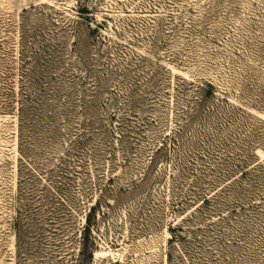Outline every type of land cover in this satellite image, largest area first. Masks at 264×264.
Wrapping results in <instances>:
<instances>
[{
  "label": "rangeland",
  "instance_id": "rangeland-1",
  "mask_svg": "<svg viewBox=\"0 0 264 264\" xmlns=\"http://www.w3.org/2000/svg\"><path fill=\"white\" fill-rule=\"evenodd\" d=\"M0 264H264V0H0Z\"/></svg>",
  "mask_w": 264,
  "mask_h": 264
},
{
  "label": "trees",
  "instance_id": "trees-1",
  "mask_svg": "<svg viewBox=\"0 0 264 264\" xmlns=\"http://www.w3.org/2000/svg\"><path fill=\"white\" fill-rule=\"evenodd\" d=\"M209 87H212V86H209ZM24 158V157H23ZM84 231H87V228L84 230ZM85 238V237H84Z\"/></svg>",
  "mask_w": 264,
  "mask_h": 264
}]
</instances>
